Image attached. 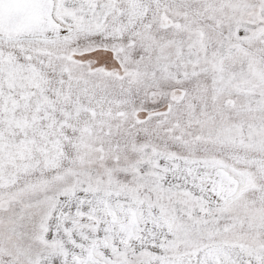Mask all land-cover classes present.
Segmentation results:
<instances>
[{
    "label": "snow or ice",
    "instance_id": "6c2138e0",
    "mask_svg": "<svg viewBox=\"0 0 264 264\" xmlns=\"http://www.w3.org/2000/svg\"><path fill=\"white\" fill-rule=\"evenodd\" d=\"M0 264H264V0H0Z\"/></svg>",
    "mask_w": 264,
    "mask_h": 264
}]
</instances>
